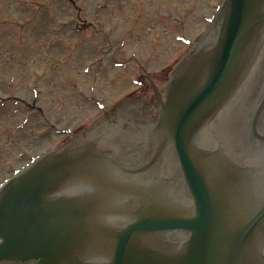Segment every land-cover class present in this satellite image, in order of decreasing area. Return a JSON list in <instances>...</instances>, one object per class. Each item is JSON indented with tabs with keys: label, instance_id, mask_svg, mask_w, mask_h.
Returning <instances> with one entry per match:
<instances>
[{
	"label": "water",
	"instance_id": "obj_1",
	"mask_svg": "<svg viewBox=\"0 0 264 264\" xmlns=\"http://www.w3.org/2000/svg\"><path fill=\"white\" fill-rule=\"evenodd\" d=\"M263 36L264 0H222L203 43L172 71L156 129L175 151L194 206L172 213L181 191L164 189L166 212L153 205L124 226L109 225L105 213L96 221L89 194L93 183H113L109 165L88 146L49 150L0 186V264H264V179L251 180L248 168L199 138ZM177 232L187 238L176 244ZM106 233L110 248L96 246Z\"/></svg>",
	"mask_w": 264,
	"mask_h": 264
},
{
	"label": "rangeland",
	"instance_id": "obj_2",
	"mask_svg": "<svg viewBox=\"0 0 264 264\" xmlns=\"http://www.w3.org/2000/svg\"><path fill=\"white\" fill-rule=\"evenodd\" d=\"M138 2L148 8L140 20L135 19ZM217 2L0 0V180L29 154L55 143L50 122L57 114L60 127L67 120L74 124L89 111L85 97L116 96L111 80L118 71L96 61L101 50L110 48L108 57L117 50L121 59L136 51L150 70L159 69L187 46L175 33L192 41L203 26L202 15L211 14ZM167 13L160 23L158 17ZM85 64H93L89 72ZM131 65L123 70L126 88L130 71L136 70ZM263 85L262 58L239 103L214 126L213 137L237 158L246 156L248 121Z\"/></svg>",
	"mask_w": 264,
	"mask_h": 264
},
{
	"label": "flooded vegetation",
	"instance_id": "obj_3",
	"mask_svg": "<svg viewBox=\"0 0 264 264\" xmlns=\"http://www.w3.org/2000/svg\"><path fill=\"white\" fill-rule=\"evenodd\" d=\"M166 73H161L160 75H155V77H152L151 75H148L147 73H143L144 83L142 86H145L144 88L147 90V94H145V99L142 96L140 100H142L139 104H136L134 106H127V107H114V112L117 116L122 115L125 116L126 121H130L131 123L135 120L138 121L140 117H143V119H147L149 121H152L154 118L157 117V107L159 104V98L161 96V91L159 88L163 85L165 79H166ZM148 86V87H147ZM116 108V109H115ZM107 112V110H106ZM136 115L137 117L134 119L132 116ZM134 124H129L126 126V128L123 130L124 134L117 137L116 142L118 144L117 147L125 152L127 150L126 142L120 141L125 135L131 134L134 130H132ZM128 133V134H127ZM260 149L264 151V142L262 145L259 146ZM249 161V160H248Z\"/></svg>",
	"mask_w": 264,
	"mask_h": 264
}]
</instances>
